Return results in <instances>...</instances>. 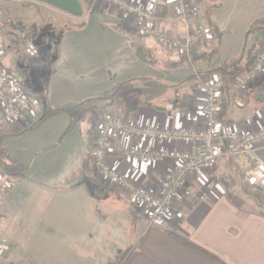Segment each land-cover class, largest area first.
Instances as JSON below:
<instances>
[{
    "label": "crops",
    "instance_id": "1",
    "mask_svg": "<svg viewBox=\"0 0 264 264\" xmlns=\"http://www.w3.org/2000/svg\"><path fill=\"white\" fill-rule=\"evenodd\" d=\"M142 1L167 7L158 28L178 37L187 35L166 0ZM0 9L7 48L0 64L23 72L18 52L31 30L38 51L39 42L42 48L53 49L50 79L62 76L59 88L67 81L62 89L74 98L57 105L79 103L131 81L118 98L93 101L89 106L97 113L82 119L71 133H66L68 114L48 118L35 128L41 111L13 125L0 118V132L9 136L3 143L8 163L27 166L24 174L13 176L15 187L4 196L0 241L12 242L17 233L35 234L40 245L31 260L34 264H264V197L254 199L245 191L243 171L233 160L222 159L208 173L189 178L175 203L176 214L152 227L129 194L113 192L100 181L92 154L94 125L104 110L157 124L196 121L195 106L203 100L200 76L225 65L233 74L253 68L264 38V0H203L204 20L215 37L194 55L214 49L217 53L195 63L142 38L133 18L91 0H0ZM6 24L12 32L6 31ZM65 64L71 67L60 66ZM188 77L190 81L176 85ZM28 88L41 109L43 101L56 105L47 86L46 95L42 89L38 94ZM235 96V89L227 87L221 100L223 122L233 127L255 119L264 122V75L248 84L242 94L244 106H232ZM51 121L49 129H55L40 134ZM121 146L120 138L113 140L110 160L116 169L131 173ZM142 171L139 182L153 190L160 167ZM6 257L3 264H8Z\"/></svg>",
    "mask_w": 264,
    "mask_h": 264
},
{
    "label": "built area",
    "instance_id": "2",
    "mask_svg": "<svg viewBox=\"0 0 264 264\" xmlns=\"http://www.w3.org/2000/svg\"><path fill=\"white\" fill-rule=\"evenodd\" d=\"M203 0H166L178 23L187 35L178 37L158 28L155 6L142 0H91L93 4L114 9L123 18H133L139 35L153 39L169 48L179 58L191 60L199 47L206 48L214 31L202 13ZM5 23L0 9V61L7 48L4 41ZM18 56L37 60L39 51L31 30L24 35ZM264 75V38L255 55L253 68L233 74L212 71L201 81L203 100L196 111V121L181 119L178 125L167 121L128 120L120 111H105L95 123L92 140L93 165L100 181L111 191L132 197L137 210L145 212L148 224L160 227L175 215V203L181 198L189 178L213 170L222 159L233 160L243 171V183L249 191L264 193V122L253 120L230 126L221 120V100L227 87L236 91L234 108L244 106L242 94L248 84ZM42 112L37 95L26 85L23 72L10 71L0 64V118L15 124L28 114ZM122 141L121 154L132 168L131 173L116 169L109 157L114 139ZM159 166L162 173L153 190L139 182L142 170ZM142 171V172H140ZM15 187V179L0 170V210L6 193ZM11 250L6 240L0 241V264ZM26 264H34L28 262Z\"/></svg>",
    "mask_w": 264,
    "mask_h": 264
},
{
    "label": "rangeland",
    "instance_id": "3",
    "mask_svg": "<svg viewBox=\"0 0 264 264\" xmlns=\"http://www.w3.org/2000/svg\"><path fill=\"white\" fill-rule=\"evenodd\" d=\"M17 28H18L17 26H14L13 29H17ZM23 29H22V31H23ZM8 30H9V32H12V28H10V24L8 27L6 24V31L8 32ZM19 44L20 43L17 42V44H15V45H19ZM37 45H38V43H37ZM39 45H40V47H39L40 48V51H39V58L40 59L38 58L39 60L38 59L37 60L22 59V61L20 62V67L22 68L24 74L26 75L27 85H28V87L35 89V91L38 94H40V90L42 89L41 93H43V95H46L45 93H46V86H47V93H49L52 101L55 102L56 105H52L49 102H48V104L52 107L64 106V104L63 105H57V104H59L61 102H65V101H71L72 99H74L73 96H69L67 94V92L64 89H62L64 86L67 85L68 82L65 81L64 86L59 88L60 84L63 82L62 76L56 75L55 77L50 79L52 71H51L49 63L50 62L54 63V61H55V60H53L55 57L50 56V54L53 52V49L48 50V49L42 48L41 47L42 42H39ZM41 50H42V54H41ZM257 52H258V50L256 51V53ZM256 53H255V55H256ZM59 61H60V59L58 61H56V63L59 64ZM30 64H33V65H30ZM60 66L62 68L71 67L67 64L60 65ZM209 73L210 72L206 73L204 76L208 75ZM202 79H203V77L200 76L199 80H198V83L200 82V87H199L200 92H201V81H202ZM190 80H191V78L188 77V78L181 80L180 82L176 83V85H180L181 83H185V82H188ZM121 93H122V91H121ZM82 99H84V97L81 98L80 100H82ZM91 103H93V101L90 102L89 104H87L86 106H84L83 119H86L87 116H89V115L92 116V113L94 115H95V113H97V109H95L93 112H92V109H90L89 105ZM119 103L124 106V104H122V102H119ZM195 107H196V111H197L199 104ZM104 111L109 112L108 110H104ZM113 112H116V111H113ZM103 113L104 112H102V114ZM60 114H67V113H58V114L52 115L48 118H52V117L58 116ZM53 120L54 119H52V121ZM52 121L49 125H47V127L45 129H43V130L40 129L41 130V131H39L40 134H49L50 132H52L55 129V128H53L51 130L49 129L53 124ZM11 125H13V124H11ZM69 128H70V124H68V126H67L66 133H71L72 130L70 131ZM243 178H244V176H242V174H240V179H243ZM243 186H244L245 191L247 193L249 192L254 199L261 200L264 197V193H255L253 191H249L245 187L244 183H243ZM14 237H15V239L12 242L7 240L8 243L11 244V246H12L10 252L7 254V257H6L7 263L8 264H26L28 262H31V260H33V259L35 260L36 256L39 253V245H40L37 241L36 235L31 234V233H24V234L17 233ZM4 261H3V263H4Z\"/></svg>",
    "mask_w": 264,
    "mask_h": 264
},
{
    "label": "trees",
    "instance_id": "4",
    "mask_svg": "<svg viewBox=\"0 0 264 264\" xmlns=\"http://www.w3.org/2000/svg\"><path fill=\"white\" fill-rule=\"evenodd\" d=\"M167 14H168V10H167V7L165 5L156 6L155 16L157 18L164 19V18H166ZM214 37H215V35H214ZM214 53H217V49H214L213 51L209 52V54L203 53V54H198V56L194 55L190 61L192 63H195V60H197V59L211 60V57ZM229 66L230 65H225L223 68H220L217 71L227 72ZM140 80H146V79L144 77H142V78H140ZM130 82H131L130 80L123 81V82L119 83L118 85H116L112 90H110L106 93L100 94V95L90 96V97L84 99L83 101H81L79 103L66 104L64 106H59V107H52L48 103L43 101V103H42V115L39 118V120L32 126V128H35V127L41 125L48 117H50L52 115H55L58 113H67L70 116V128H69V130L71 131L83 119L84 106H86L87 104H89L92 101H98V100H103V99H107V98H113V99L118 98L120 95V92ZM8 137L9 136L6 135L5 133H3L2 131L0 132V163L3 166V169H4L3 171L8 173L9 175L20 176V175L24 174V172L27 169V166L15 165L12 162L8 163L9 158L6 155V153L4 152V148H3V143ZM182 240L184 242L188 243V241H185L184 239H182Z\"/></svg>",
    "mask_w": 264,
    "mask_h": 264
}]
</instances>
